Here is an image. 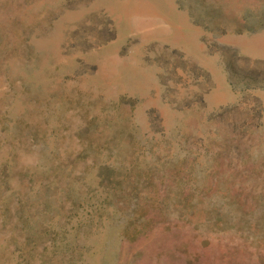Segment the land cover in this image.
<instances>
[{
    "label": "rangeland",
    "instance_id": "1",
    "mask_svg": "<svg viewBox=\"0 0 264 264\" xmlns=\"http://www.w3.org/2000/svg\"><path fill=\"white\" fill-rule=\"evenodd\" d=\"M0 264H264V0H0Z\"/></svg>",
    "mask_w": 264,
    "mask_h": 264
}]
</instances>
